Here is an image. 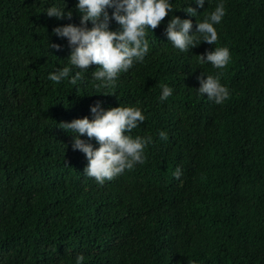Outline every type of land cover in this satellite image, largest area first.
Returning <instances> with one entry per match:
<instances>
[{
    "label": "trees",
    "instance_id": "obj_1",
    "mask_svg": "<svg viewBox=\"0 0 264 264\" xmlns=\"http://www.w3.org/2000/svg\"><path fill=\"white\" fill-rule=\"evenodd\" d=\"M57 2L0 0V264H75L78 254L83 264H264V0H224L214 45L230 50L224 69L197 61L213 45L172 48L166 16L145 61L105 95L92 86L96 65L77 85L47 79L70 54L52 29L79 24L76 0H64L70 20L43 13ZM216 3L172 15L194 31ZM217 71L230 91L222 105L195 90ZM161 84L173 88L163 102ZM97 101L140 107L146 119L131 134L153 137L142 165L103 185L83 174L87 160L60 125L91 119Z\"/></svg>",
    "mask_w": 264,
    "mask_h": 264
},
{
    "label": "clouds",
    "instance_id": "obj_2",
    "mask_svg": "<svg viewBox=\"0 0 264 264\" xmlns=\"http://www.w3.org/2000/svg\"><path fill=\"white\" fill-rule=\"evenodd\" d=\"M197 8L205 4V0H186L179 7H174V0H76L75 12L79 16V24L72 23L56 26L52 29L58 38H64L70 49L66 64L49 72L47 79L55 84L67 79L72 85L85 78L90 65H96L91 72L92 86L105 95L103 90L114 93L122 73H127L135 64L143 63L149 53L150 41L148 33L152 32L161 21L169 16L164 35L167 43L181 53H188L205 42L216 45L218 31L225 14L224 0H217L214 10L208 12L197 22L193 31L191 19H181L172 15L174 11H183L188 17H197ZM210 3V0H207ZM64 0H58L45 8L43 13L57 20L71 19L72 10H65ZM108 9H111L109 14ZM114 21L118 28L111 30L110 22ZM91 25L90 27L88 25ZM51 47L59 48L53 44ZM201 65L210 64L217 70L224 69L230 62L231 55L227 46H214L211 51L196 55ZM203 75L199 79L196 94L206 96L214 104L222 105L230 95L229 88L220 82L221 71ZM160 101H166L173 88L168 84L160 85ZM91 119L88 116L62 122L61 128L71 134V147L82 152L87 160L83 174L103 185L106 180L132 170L145 162V150L153 143L151 135L131 134L146 117L137 106H117L104 109L99 101L89 106ZM84 136L87 139H82ZM158 136L162 140L168 138L166 131L160 130ZM94 139L97 147L89 141ZM179 179L181 169L177 167L173 173ZM85 257L78 254L75 264H83ZM195 264V261L193 262Z\"/></svg>",
    "mask_w": 264,
    "mask_h": 264
}]
</instances>
